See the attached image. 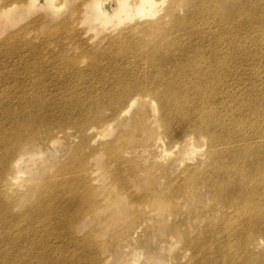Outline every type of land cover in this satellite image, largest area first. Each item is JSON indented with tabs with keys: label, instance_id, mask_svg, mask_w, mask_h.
Segmentation results:
<instances>
[{
	"label": "bare ground",
	"instance_id": "obj_1",
	"mask_svg": "<svg viewBox=\"0 0 264 264\" xmlns=\"http://www.w3.org/2000/svg\"><path fill=\"white\" fill-rule=\"evenodd\" d=\"M178 1L183 0H172L153 25L140 23L136 30L127 31L124 38L135 39L131 55L111 61L107 69L115 80L104 87L112 98L124 102L123 115L135 104L128 95L133 90L153 91L145 85L151 80L155 86H163L158 102L165 126L174 137L201 131L215 148H231L232 161L221 163L218 153L214 154L210 171L219 177L217 193L235 212L233 218L242 213L236 222L239 227L233 228L250 233L264 221V212L252 206L245 192L250 181L256 186L264 182V43H257L264 33V0H185L181 17L176 16ZM156 3L92 0L86 17L102 28H114L153 18ZM54 5V0H29L12 10L9 4L0 11V32L4 25H12L25 15L23 8L48 10ZM166 17L168 23L164 22ZM33 22L43 27L42 17ZM153 27L159 31L151 49L144 50V46L143 52L144 34H150ZM55 34L44 32L46 36ZM62 38L55 39L56 45ZM122 38L117 35L106 40L117 43ZM255 38L258 41L253 47ZM62 51L45 55L43 47L39 49L34 43L0 44V264H82L84 258L78 240L68 232L71 211L82 198L75 177L60 182L63 188L51 191L35 205L21 204L19 197H3L18 191L8 176L19 174L21 164H27L28 169L40 153V146L28 135L36 119L44 120L59 109L80 134L91 131L100 121V114L91 115L96 100L86 99L90 104L76 100L69 106L58 102L57 93L70 91L80 74L72 71L67 79L60 76L66 62ZM89 68L103 69L94 61ZM4 91L13 97H3ZM187 101L193 104L190 111L183 108ZM195 114L203 122L194 120ZM200 258L206 261L205 256Z\"/></svg>",
	"mask_w": 264,
	"mask_h": 264
},
{
	"label": "rangeland",
	"instance_id": "obj_2",
	"mask_svg": "<svg viewBox=\"0 0 264 264\" xmlns=\"http://www.w3.org/2000/svg\"><path fill=\"white\" fill-rule=\"evenodd\" d=\"M28 1L0 0V11L9 4L17 10ZM91 1L54 0L51 10L29 11L27 6L22 9L24 16L1 29L0 44L34 43L43 47L45 55L64 50L66 62L60 76L67 79L72 71L80 74L70 91L57 93L58 102L69 106L76 100L87 104L86 99L96 100L91 115L100 114L95 128L81 134L59 109L44 120L36 119L28 135L40 146V153L28 169L21 164L19 174L8 176L18 191L3 197H19L21 204L35 205L51 191L63 188L60 182L75 177L82 198L71 211L68 232L84 252L82 264H264V221L250 233L234 229L239 227L236 222L242 213L233 218L235 212L217 193L219 177L210 171L214 154L226 164L232 161V149L215 148L201 131L174 137L165 126L158 102L163 86H155L151 80L145 85L153 91L133 90L128 95L135 104L123 115L124 102L112 98L104 87L115 80L107 69L111 61L131 55L135 39L124 38L127 31L136 30L140 23L153 25L172 0H156L153 18L114 28H102L86 17ZM184 5L185 0L177 2L176 16L184 15ZM40 17L43 27L33 22ZM158 31L153 27L150 34H144L142 50L144 46V50L151 49ZM44 32L56 34L46 36ZM117 35L123 36L117 43L106 40ZM58 37H63L59 46ZM257 43H264V33ZM91 61L103 69H90ZM2 96L13 97L7 91ZM183 108L190 111L193 104L187 101ZM195 115L194 120L203 122ZM250 182L245 191L248 199L264 212V182L258 186ZM201 256L206 257L205 262Z\"/></svg>",
	"mask_w": 264,
	"mask_h": 264
}]
</instances>
